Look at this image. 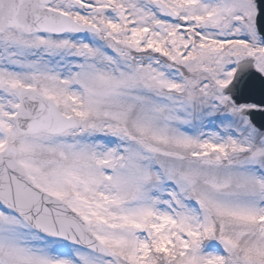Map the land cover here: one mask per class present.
<instances>
[{
  "label": "snow or ice",
  "instance_id": "6c2138e0",
  "mask_svg": "<svg viewBox=\"0 0 264 264\" xmlns=\"http://www.w3.org/2000/svg\"><path fill=\"white\" fill-rule=\"evenodd\" d=\"M0 264H264V0H0Z\"/></svg>",
  "mask_w": 264,
  "mask_h": 264
}]
</instances>
